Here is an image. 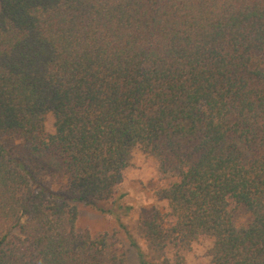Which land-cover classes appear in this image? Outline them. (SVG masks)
I'll list each match as a JSON object with an SVG mask.
<instances>
[{"label": "trees", "instance_id": "trees-1", "mask_svg": "<svg viewBox=\"0 0 264 264\" xmlns=\"http://www.w3.org/2000/svg\"><path fill=\"white\" fill-rule=\"evenodd\" d=\"M136 150L166 202L150 256L117 202ZM81 204L139 264L203 239L212 264H264V0H0V264H129Z\"/></svg>", "mask_w": 264, "mask_h": 264}, {"label": "rangeland", "instance_id": "rangeland-1", "mask_svg": "<svg viewBox=\"0 0 264 264\" xmlns=\"http://www.w3.org/2000/svg\"><path fill=\"white\" fill-rule=\"evenodd\" d=\"M53 121V116L48 115L46 122L48 132H54ZM5 140L14 149L23 147V141L17 136L6 137ZM161 181V173L155 158L142 150H136L126 171L125 180L120 187V192L124 196L117 199L118 205L124 207L121 210L123 223L148 256L152 255V252L144 236L143 221L152 210L163 209L166 204L158 195ZM110 205L108 204V206ZM125 207L128 209L124 210ZM78 226L88 229L93 234L119 230V236L125 240L128 246L129 264H139L136 249L130 245L125 232L120 229L112 215L101 213L81 204ZM210 246L211 240L209 239L194 243L192 249L184 253L185 264H212L208 254Z\"/></svg>", "mask_w": 264, "mask_h": 264}]
</instances>
